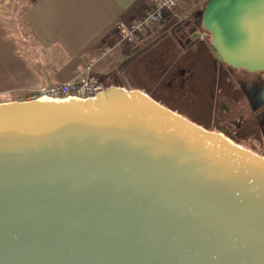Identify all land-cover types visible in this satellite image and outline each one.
<instances>
[{"label":"water","instance_id":"water-1","mask_svg":"<svg viewBox=\"0 0 264 264\" xmlns=\"http://www.w3.org/2000/svg\"><path fill=\"white\" fill-rule=\"evenodd\" d=\"M203 26L264 72V0ZM0 264H264V156L140 90L1 103Z\"/></svg>","mask_w":264,"mask_h":264},{"label":"crops","instance_id":"crops-1","mask_svg":"<svg viewBox=\"0 0 264 264\" xmlns=\"http://www.w3.org/2000/svg\"><path fill=\"white\" fill-rule=\"evenodd\" d=\"M150 9L149 0H0V99L20 101L41 86L89 74L107 84L118 79L114 87L142 91L131 88L126 77L156 39L155 28L127 42L118 26ZM107 47L113 51L102 57Z\"/></svg>","mask_w":264,"mask_h":264},{"label":"rangeland","instance_id":"rangeland-1","mask_svg":"<svg viewBox=\"0 0 264 264\" xmlns=\"http://www.w3.org/2000/svg\"><path fill=\"white\" fill-rule=\"evenodd\" d=\"M206 5L197 9H189L184 16L168 18L163 23L164 26L160 25L155 28L156 39L151 42L146 55L138 57L135 68L127 73L126 80L131 88L145 90L166 108L209 128L207 110L211 101L207 88L213 86L216 81L217 58L211 53V42L199 43L192 51L186 50L184 44L176 47L175 45H178L185 35L181 36L173 28L175 23L183 19H192L196 15L202 19ZM170 15L167 13V16ZM201 26L203 27L202 24ZM203 33L207 34L206 29ZM181 71L186 72L185 80L180 77ZM175 74V80L172 82L171 79ZM100 80L111 88L114 87L112 85L119 84L118 79L109 84L105 79ZM122 81L125 82L124 79ZM182 84H185V88H181ZM3 100L9 102L12 99H0V102H4ZM228 105L232 108L230 104ZM242 111H244L242 112L243 118L238 117L237 114L231 117L236 124L234 127L225 131V128L221 130L222 127L215 124L211 131L222 132L237 144L264 156L263 119L258 115L257 108H244Z\"/></svg>","mask_w":264,"mask_h":264},{"label":"flooded vegetation","instance_id":"flooded-vegetation-1","mask_svg":"<svg viewBox=\"0 0 264 264\" xmlns=\"http://www.w3.org/2000/svg\"><path fill=\"white\" fill-rule=\"evenodd\" d=\"M203 25V18L196 15L192 19H183L173 25V28L182 36L185 35L183 40L179 44H184L186 50L192 51L194 46L199 43H210V49L216 56L217 66L216 73L217 78L213 86L208 87V96L210 97L208 106L207 119L210 123V127L207 128L197 121L191 120L199 126L211 131L213 126L220 125L222 128L230 129L234 127L235 121L231 119L233 114L239 115L238 117L243 118L242 109L244 108H257L258 115L263 119L264 125V72H250L245 69L234 68L226 64L216 49L212 46V34L210 32L203 33L205 30ZM200 25V26H199ZM199 33L198 38H194L196 33ZM161 38V37H160ZM148 49H145V52ZM210 51V50H209ZM175 76L172 77L171 81L175 80ZM186 72L181 71L180 77L185 80ZM185 83V81H184ZM181 88H185V84H182ZM230 104L232 106L229 107ZM217 129V130H220ZM222 133V132H221ZM247 148V147H246Z\"/></svg>","mask_w":264,"mask_h":264},{"label":"built area","instance_id":"built-area-1","mask_svg":"<svg viewBox=\"0 0 264 264\" xmlns=\"http://www.w3.org/2000/svg\"><path fill=\"white\" fill-rule=\"evenodd\" d=\"M210 0H149L151 9L141 19L129 24H120L122 41L132 42L138 34H143L149 29L160 26L166 19L167 13L174 16H184L189 9H197L205 5ZM113 48L107 47L101 51L102 57L109 56ZM90 71V69H88ZM116 87V86H115ZM111 87L98 81L92 75L76 78L74 80L57 83L54 85H44L25 94L20 101H41V102H69L72 99L87 102L95 99L97 94L107 92ZM125 89V88H124ZM126 90V89H125ZM131 91V90H126Z\"/></svg>","mask_w":264,"mask_h":264}]
</instances>
